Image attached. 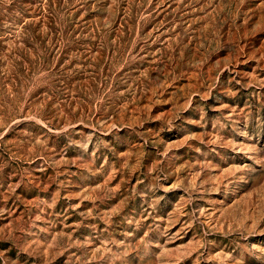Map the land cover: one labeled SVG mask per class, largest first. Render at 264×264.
<instances>
[{"label": "rangeland", "instance_id": "374dc122", "mask_svg": "<svg viewBox=\"0 0 264 264\" xmlns=\"http://www.w3.org/2000/svg\"><path fill=\"white\" fill-rule=\"evenodd\" d=\"M0 0V264H264V0ZM52 28V29H51Z\"/></svg>", "mask_w": 264, "mask_h": 264}, {"label": "trees", "instance_id": "16d2710c", "mask_svg": "<svg viewBox=\"0 0 264 264\" xmlns=\"http://www.w3.org/2000/svg\"><path fill=\"white\" fill-rule=\"evenodd\" d=\"M54 1L55 0L50 1V5H48L49 10L46 13L47 16L43 14V16L41 17V21H40L38 26L34 23L26 22V19H28V18H25L27 14L21 13L24 16V18L22 21H19V25H21L23 37H25L26 39H29V38L33 39V37L36 36V33H38L37 31H39L38 28H40L41 26H43L45 24L44 21H48L50 23V25L54 24V21H55V15H54L55 14V9H54L55 4H54ZM58 1H61V0H58ZM29 3H32V0H23L22 4L26 5ZM0 6L3 7L4 3L0 2ZM0 12H1V10H0ZM2 23L4 24V21L2 20V17L0 16V29L3 27Z\"/></svg>", "mask_w": 264, "mask_h": 264}]
</instances>
